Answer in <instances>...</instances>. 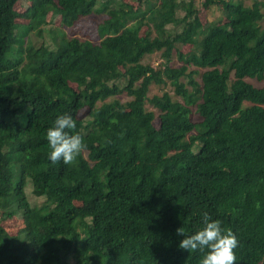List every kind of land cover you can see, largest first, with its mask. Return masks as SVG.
Returning <instances> with one entry per match:
<instances>
[{
  "label": "trees",
  "instance_id": "1",
  "mask_svg": "<svg viewBox=\"0 0 264 264\" xmlns=\"http://www.w3.org/2000/svg\"><path fill=\"white\" fill-rule=\"evenodd\" d=\"M19 1L0 0V264H199L176 230L204 212L236 235V264H264V87L248 82L264 79L262 4L203 0L219 10L203 27L195 0ZM93 14L97 42L27 40ZM63 114L87 150L54 165L46 131ZM17 212L14 230L2 218Z\"/></svg>",
  "mask_w": 264,
  "mask_h": 264
},
{
  "label": "clouds",
  "instance_id": "2",
  "mask_svg": "<svg viewBox=\"0 0 264 264\" xmlns=\"http://www.w3.org/2000/svg\"><path fill=\"white\" fill-rule=\"evenodd\" d=\"M76 121L71 115H59L46 131V139L50 151L48 159L52 164L63 162L74 164L77 158L87 150V144L78 132H75ZM203 227L194 234L185 235L182 227L177 234L184 238L178 248L190 252H201L199 264H236L235 250L239 241L233 231L222 227L219 219H213L207 212L202 214Z\"/></svg>",
  "mask_w": 264,
  "mask_h": 264
},
{
  "label": "rangeland",
  "instance_id": "3",
  "mask_svg": "<svg viewBox=\"0 0 264 264\" xmlns=\"http://www.w3.org/2000/svg\"><path fill=\"white\" fill-rule=\"evenodd\" d=\"M125 3L132 5L136 7L138 5V0H123ZM203 0H195V6L197 10L199 11L198 13V20L200 24L204 27L207 26L208 24H211L218 16H219V10L212 6L209 9H203L200 7V3ZM234 1H241L244 5L250 6L255 0H234ZM262 4V14H263V19L260 22V25L264 27V0H257ZM29 7V2L27 0H21L18 3L15 4L14 10L16 12H24L26 9ZM104 19L103 16H98V15H91L87 18L79 20L74 26L70 28H65L61 27L60 25V20L59 17L52 18L50 19L49 25L43 29L41 34H38L36 32H32L27 40L31 43V45L34 48H38L41 44H51L53 41V38L55 37V31H61L64 33L66 38H78L80 40H89L92 42H97L98 41V36H97V27L98 24ZM59 34V32H58ZM193 46L189 44H183L180 46L182 54H187ZM144 63L149 64L153 67L159 66V64L162 63V59L159 57L158 53H155L153 55L147 56L143 60ZM171 65L173 67H177L180 64L178 63V60L176 57L172 58ZM195 81L200 83V75L195 76ZM249 83H251L254 87L257 88H262L264 87V79L261 81H256V80H248ZM162 93H167L173 100L179 101V98L175 96L173 89L170 85L166 86H155L151 85L149 88V93L147 95L148 99H151L152 96H160ZM128 98L126 96H120V101L125 102L127 101ZM146 110L155 112V110L149 105V103L145 104ZM193 110V109H192ZM194 112V110H193ZM87 111L84 109L80 113V117L83 118L86 115ZM157 113V112H155ZM192 119L195 121L197 119V115L193 113ZM158 124V120L154 122V125ZM30 187L27 186L26 191L28 195V199L31 205H36L40 206L44 203L45 199L40 198V199H34L33 196L30 195ZM21 214L16 213L14 215V218H12L9 221H6V217L2 218L3 223H5L8 227L11 229H18L21 226Z\"/></svg>",
  "mask_w": 264,
  "mask_h": 264
}]
</instances>
